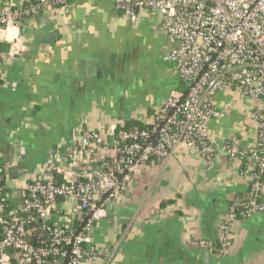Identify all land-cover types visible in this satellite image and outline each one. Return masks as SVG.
<instances>
[{
    "label": "crops",
    "instance_id": "obj_1",
    "mask_svg": "<svg viewBox=\"0 0 264 264\" xmlns=\"http://www.w3.org/2000/svg\"><path fill=\"white\" fill-rule=\"evenodd\" d=\"M32 2L38 0H0V10ZM115 3L72 0L41 10L36 24L13 28L4 41L0 173L12 210L49 166L69 176L89 169L97 157L82 150V131L145 126L172 91L185 90L166 61L175 44L159 16L146 12L135 25ZM216 100L227 106L226 116L210 125L217 141L232 137L253 148L251 107L232 91ZM244 171L221 149L213 169L187 148L142 167L94 227L89 248L98 258L86 264H264V212L238 222L228 254L195 243L219 245L222 219L234 201L247 198ZM60 202H73L63 204L72 212L75 201Z\"/></svg>",
    "mask_w": 264,
    "mask_h": 264
},
{
    "label": "built area",
    "instance_id": "obj_2",
    "mask_svg": "<svg viewBox=\"0 0 264 264\" xmlns=\"http://www.w3.org/2000/svg\"><path fill=\"white\" fill-rule=\"evenodd\" d=\"M70 1L38 0L26 8L1 9L0 41H7L13 28L36 24L39 11ZM115 2L135 25L146 12L159 16L162 30L175 44L166 61L175 66L185 90L172 91L145 126L82 131V150L97 157L87 164L89 169L69 176L66 170L49 166L29 185L24 204L8 214L0 174V264L95 262L98 252L89 248L94 227L109 217L110 206L142 167L166 162L181 148L195 152L210 169L221 149L244 164L250 179L247 198L234 201L220 223L219 245L196 241L197 246L228 254L238 222L264 212L260 200L264 195V0ZM227 91L251 107L253 148H243L232 137L220 144L211 132V123L226 116L227 106H218L216 98ZM61 200L75 201L72 212L65 211L63 204L73 202Z\"/></svg>",
    "mask_w": 264,
    "mask_h": 264
},
{
    "label": "trees",
    "instance_id": "obj_3",
    "mask_svg": "<svg viewBox=\"0 0 264 264\" xmlns=\"http://www.w3.org/2000/svg\"><path fill=\"white\" fill-rule=\"evenodd\" d=\"M35 4V2H32L30 5H34ZM6 50V44H5V42L4 41H0V64L3 62V59H2V53L4 52ZM4 83V80L1 78V76H0V86L2 85ZM127 128V127H126ZM1 174V173H0ZM2 175V174H1ZM1 182H2V184H4V180H3V178L1 179ZM263 182H264V177H263ZM264 196V195H263ZM263 196L260 198V200H262V198H263ZM2 202H4V204H5V210H6V212H5V214H8L9 213V211H11L12 210V208L9 206V202H7L6 200H5V196H4V193H3V195H2ZM24 215V214H23Z\"/></svg>",
    "mask_w": 264,
    "mask_h": 264
},
{
    "label": "water",
    "instance_id": "obj_4",
    "mask_svg": "<svg viewBox=\"0 0 264 264\" xmlns=\"http://www.w3.org/2000/svg\"><path fill=\"white\" fill-rule=\"evenodd\" d=\"M32 241H34V240L32 239ZM7 252H8V254H10V251L9 250H7Z\"/></svg>",
    "mask_w": 264,
    "mask_h": 264
}]
</instances>
